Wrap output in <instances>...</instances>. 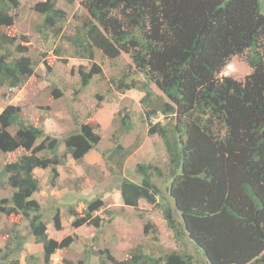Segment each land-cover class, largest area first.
<instances>
[{"label": "trees", "instance_id": "trees-1", "mask_svg": "<svg viewBox=\"0 0 264 264\" xmlns=\"http://www.w3.org/2000/svg\"><path fill=\"white\" fill-rule=\"evenodd\" d=\"M80 4L89 17L65 38L72 56L88 62H94L97 51L109 61L128 56L121 77L110 78V85L118 93L143 94L139 104L148 134L158 136L167 154L165 175L148 163L136 166L138 182L119 178L122 206L132 208L140 219L142 213L136 212L141 210L140 200L159 209L175 244L162 256L137 247L117 259L107 249L97 250L93 254L99 256V264H264L262 0H82ZM19 6L20 0H0V87L9 89L22 87L37 66L27 56L28 46L16 43L12 12ZM32 10L41 17L35 24L38 33L61 32L66 12L55 0L36 2ZM22 42L29 43V38L22 37ZM234 57L250 68L243 81L220 75ZM79 75L75 93L95 75L104 78L95 63ZM51 94L59 97L61 92L53 88ZM159 115L164 122L152 124L150 120ZM79 116L70 112L74 129L59 139L46 133L39 115L25 118L21 107L13 104L1 110L0 153H24L0 165V189L11 190L0 198V214L26 221L27 233L22 234L17 223L0 230L5 241L0 264H19L17 255L28 241L42 247L40 256H27L28 264L29 258L35 264H52L56 251L74 242L75 236L60 242L48 237V221L32 195L39 190L35 169L48 168L54 185L57 166L68 157L82 163L99 144L100 124L91 114ZM132 126L125 114L111 136L112 147L101 153L111 164V174L122 168L135 148L124 147L119 140ZM156 177L166 180L162 183L167 198ZM97 212L107 219L94 215ZM68 216L73 229L84 225L99 229L114 217L99 198L81 212L69 208ZM51 222L55 231L62 230L57 213ZM142 224L144 235L157 231L149 220ZM88 261L85 255L75 262L63 259L62 264Z\"/></svg>", "mask_w": 264, "mask_h": 264}, {"label": "rangeland", "instance_id": "rangeland-1", "mask_svg": "<svg viewBox=\"0 0 264 264\" xmlns=\"http://www.w3.org/2000/svg\"><path fill=\"white\" fill-rule=\"evenodd\" d=\"M40 1L45 0H20L19 8L12 12L15 17L16 43L28 46L27 56L31 57L37 66L34 75L22 87L18 89L0 87V112L5 106L13 104L21 107L25 118L36 119L37 115H43L40 117L44 119L45 115H51V118L56 122L55 125L51 123V127L54 126V132L59 139H63L68 132L74 129L70 120L71 111L79 114L80 118L91 114L100 124L101 140L97 148L100 153L112 147L111 136L119 127L120 119L128 114L133 121L132 129L128 134L121 136L119 140L124 147L135 146L133 152L125 158L122 168H115L114 174L109 172L108 167L111 164L104 158L100 165H94L91 168L77 163L76 167L69 168V171L74 175L71 172L62 174L60 184H58L60 194L64 190L67 196L75 195L77 192L74 190L79 186L81 190H87L91 186L90 181L96 180V187L94 186L89 192L101 191L110 186V195L106 196L104 205L117 211L112 212L114 217L108 223L103 224L100 233H97L94 239L90 237V234H87L86 229H83V232L75 231L67 226L61 234L54 231V236L58 238V241L69 235H74L75 238H73L76 242L66 249L57 250L51 257L52 264H62L63 259L75 262L80 258L85 259V255L89 264H99V256L93 254L98 248L109 250L118 259L124 258L130 250L137 247H141L147 253H154L155 256L173 249L175 244L171 232L166 228L159 209L141 202L139 208L141 207L142 211H136L142 213V222L149 220L156 226L157 231L154 233L150 230L148 235L143 234V227L134 211L126 209L121 212L122 210H119L121 208L119 206L122 205L121 199L116 193L119 178L124 176L138 182L140 180V176L136 173L138 164H153L162 171L163 175L168 170L167 154L161 140L157 135L148 134L147 120L143 116L139 104L143 94L136 90L118 93L110 85V78L121 77V72L130 62L128 56L122 55L115 61H109L97 51L94 62L74 58L72 49L65 38L73 34L75 29L81 27L89 17L80 4L82 0H74L73 4H68L64 0H55L57 8L66 12V20L61 24L62 30L58 35L47 30L38 33L35 29V24L40 23L41 17L32 10V7ZM262 10L264 11V0H262ZM24 36L29 38V43L22 42ZM92 63L100 67L104 78L95 75L84 90L75 93L80 88L79 71L82 69L87 72L92 67ZM227 64H231L233 69L230 72L223 69L221 76H230L237 81H243L245 76L250 73V68L241 58L234 57ZM53 88L61 92L59 97L52 96ZM150 122L152 124L164 122V118L159 115L152 118ZM60 151H64L63 146ZM23 153L22 150L6 155L0 153V165L15 160ZM155 182L167 198V190L165 191V185L162 183L166 180L156 177ZM10 192L9 188L0 189V198L8 197ZM40 196L43 203L44 219L51 220L52 209L62 204V199L55 203L46 200L44 195L39 193ZM158 201L164 202L161 198H158ZM64 211L65 209H62V213L60 212L61 216ZM63 216L64 218L68 216L67 212ZM14 223L18 224L22 234L27 233L26 221L20 217H5L0 214V230L2 232L9 229ZM26 246L29 245L25 244L24 249L17 255L19 264H28L27 256L30 254L38 256L36 252L38 248L32 246L26 248ZM29 263L35 264L34 259L29 258Z\"/></svg>", "mask_w": 264, "mask_h": 264}, {"label": "crops", "instance_id": "crops-1", "mask_svg": "<svg viewBox=\"0 0 264 264\" xmlns=\"http://www.w3.org/2000/svg\"><path fill=\"white\" fill-rule=\"evenodd\" d=\"M40 116H43V115H40ZM71 120V118H70ZM72 121V120H71ZM51 123H53L54 125L56 124V122L51 118V115L49 116H44V119L42 121V125L46 131V133H48L49 135L53 136V137H57L56 135V132H54L55 128L54 126L51 127ZM100 143V142H99ZM99 145V144H98ZM98 145L96 147V149L94 150H90L83 158L82 160V164L83 165H86L88 166L89 168H91L92 166L94 165H100L101 162H102V156H101V153L98 151ZM61 152V151H60ZM76 164L77 162H75L73 159H71L70 157H68L66 163L62 166H57V172H58V178L57 180L55 181V184L54 185H51L50 184V176H49V169H35L34 170V174L35 176L38 178L39 180V190L36 191L35 193H33L32 195V198L37 202L39 203V205L41 206V210L43 208V203H42V199H41V196L39 197V193L41 195H44L45 199L48 200V201H54L55 203L58 202L59 200L62 201V204H60L59 206H55L53 209H52V215H51V218L55 215V213H57L60 217V221H61V226H62V230L60 231H55L54 228H53V225H52V222L50 219H48L47 221V235L50 239H53L57 242H60L58 241V238H56L54 236V231L57 233V234H61L62 231L65 230V228L68 226L70 227V222L72 220V218H70L69 216H63V214L65 212H67L68 214V209L71 208V207H74L76 211L78 212H81L85 207L86 205L95 200L96 198H99L103 204L105 203L106 201V196L108 197L110 195V190H109V187L108 188H105L101 191H93V192H89V190H91L92 188H94V186L96 187L97 185V181L96 180H92L90 181V187L89 189L85 190V189H82L81 190V187L79 186L76 190H74V192H77V194L75 195H70V196H67L66 195V192L64 190L61 191V194L59 193V189L60 187L58 186L59 181H60V178L62 176L63 173H70L71 171H69V168L71 169V167H76ZM81 164V163H80ZM72 175L73 172H71ZM41 175V177L39 178V176ZM86 180V179H85ZM93 185V187H92ZM116 193L118 194V196L120 197V192L118 189H116ZM71 199L69 202L68 200ZM121 199V198H120ZM67 200V201H66ZM141 202L143 201H139V206L141 205ZM122 204V202H121ZM121 207L119 210H122L121 212H124L126 209H131L132 211H134L132 208L130 207H124V206H119ZM60 208V209H58ZM141 208V207H140ZM62 209H65L64 213L62 214V216L60 215V212L62 213ZM56 210V211H55ZM104 210H109V211H117V210H112L110 209L109 206H105L104 205ZM54 212V213H53ZM101 212H97L95 213L94 215H98L100 216L101 218H105L106 215H102V213L100 214ZM69 217V219H67ZM62 218V220H61ZM67 219V220H65ZM127 219V218H126ZM125 219V220H126ZM138 221L141 223L142 227H143V224H142V219L138 218ZM68 221H69V225H68ZM126 222H128V220H126ZM103 227V225H102ZM101 228L99 229H95L94 227L92 226H81V227H78V228H71L75 231H78V230H83V229H86L87 231V234H90L91 236L90 237H93V239L96 237V234L97 233H100L101 231ZM50 230V232H49ZM83 232V231H82ZM51 235V237H50ZM77 235V234H75ZM71 237H74V235H69ZM79 237V235H77ZM74 242H76L74 240ZM5 244V241L3 239L2 236H0V248H2ZM26 245H29L28 247L26 246V248H29V247H36L38 248V251L37 252V255L40 256L41 255V252H42V247L40 244H34L32 241H28L27 243H25ZM97 250H102L100 248H98ZM96 250V251H97ZM31 255V254H30ZM116 258V257H115ZM118 259V258H117Z\"/></svg>", "mask_w": 264, "mask_h": 264}, {"label": "built area", "instance_id": "built-area-1", "mask_svg": "<svg viewBox=\"0 0 264 264\" xmlns=\"http://www.w3.org/2000/svg\"><path fill=\"white\" fill-rule=\"evenodd\" d=\"M232 69H233V66H232L231 64H227V65L225 66V68H224V71H226V72H230V71H232Z\"/></svg>", "mask_w": 264, "mask_h": 264}]
</instances>
